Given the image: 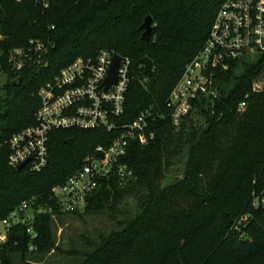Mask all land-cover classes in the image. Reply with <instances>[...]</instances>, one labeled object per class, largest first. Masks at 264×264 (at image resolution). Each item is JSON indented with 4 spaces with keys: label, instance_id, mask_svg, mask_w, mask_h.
<instances>
[{
    "label": "trees",
    "instance_id": "16d2710c",
    "mask_svg": "<svg viewBox=\"0 0 264 264\" xmlns=\"http://www.w3.org/2000/svg\"><path fill=\"white\" fill-rule=\"evenodd\" d=\"M47 1L44 9L35 0H0V70L6 76L0 87V222L22 202L33 213L6 230L1 264H33L31 258L58 249L53 225L63 214L105 215L116 224L76 264H264V206L253 204L264 194V90L255 85L264 52H245L226 69H214L216 95L194 101L179 129L164 108L224 0ZM147 15L156 24L148 42L139 29ZM32 39L47 50L29 51ZM17 48L28 53L18 70L9 62ZM102 49L131 61L118 124L149 107L163 118L151 124L155 138L147 145L130 142L121 162L132 179L102 181L82 212L66 213L52 188L118 131H52L40 171L11 166L8 141L35 123L37 92L45 83L76 57ZM144 57L152 60L149 74L139 67ZM242 101L246 106L238 111Z\"/></svg>",
    "mask_w": 264,
    "mask_h": 264
},
{
    "label": "built area",
    "instance_id": "2783aa9c",
    "mask_svg": "<svg viewBox=\"0 0 264 264\" xmlns=\"http://www.w3.org/2000/svg\"><path fill=\"white\" fill-rule=\"evenodd\" d=\"M20 1V0H17ZM47 9V0H35ZM29 51H46L41 41L30 40ZM264 52V0H224L217 10L208 34L197 53L184 66L164 102V108L175 129L189 114L194 101L201 95H216L213 87V71L226 69L229 62L238 59L245 52ZM114 51L102 49L96 56L76 57L63 67L51 81L43 85L37 95L40 105L35 112V123L13 134L8 141V162L17 167L30 159L25 166L40 171L47 164L48 142L52 131L60 129H104L118 131L106 146H97L93 155L85 158L80 169L66 181L52 188L53 195L60 203V210L66 213L82 212L87 196L104 180L116 177L120 181L134 177L132 169L122 158L126 155L130 142L147 145L155 138L151 124L163 118L160 109L152 107L140 110L132 121L118 124L117 119L124 113L126 93L130 83L131 61L121 56L115 83L105 89ZM119 55V54H118ZM28 56L24 48L10 52L9 62L20 69ZM144 72L143 62L139 65ZM147 82V77L142 78ZM245 101L237 105V110L245 108ZM101 152L99 156L97 152ZM255 206H264V194L254 196ZM28 205H21L10 212L1 222L6 230L12 223L32 220L28 215ZM38 212H42L39 210ZM247 219V215L242 217ZM29 227L27 231L31 232ZM36 234L32 233V237ZM6 239L0 235V244ZM1 264V262H0Z\"/></svg>",
    "mask_w": 264,
    "mask_h": 264
},
{
    "label": "rangeland",
    "instance_id": "374dc122",
    "mask_svg": "<svg viewBox=\"0 0 264 264\" xmlns=\"http://www.w3.org/2000/svg\"><path fill=\"white\" fill-rule=\"evenodd\" d=\"M156 24L152 22L154 28ZM6 76L0 70V87ZM255 85L264 90V69L256 78ZM1 93V91H0ZM29 217L33 213L28 209ZM239 222H236L238 227ZM116 227L114 221L105 215L90 216L86 214H63L54 219L53 233L57 248L45 256L31 258L33 264H76L82 253L91 250L93 245L101 244L100 234L107 235ZM6 227L0 222V235H5ZM18 260V259H17ZM39 260V261H38ZM20 264V261H17Z\"/></svg>",
    "mask_w": 264,
    "mask_h": 264
},
{
    "label": "water",
    "instance_id": "95a60500",
    "mask_svg": "<svg viewBox=\"0 0 264 264\" xmlns=\"http://www.w3.org/2000/svg\"><path fill=\"white\" fill-rule=\"evenodd\" d=\"M152 28H153L152 27V17L150 15H147L145 17L143 23L139 27V29L142 31L141 32V39L143 41L148 42L150 40ZM120 61H121V56L118 54H115L112 58V63L110 64L107 77L104 80L105 89H108L110 86H112L115 83L116 78H117V71H118ZM141 61L144 64V73L149 74L151 71L152 60L149 57H144L141 59ZM97 154L99 156H102V153L99 151L97 152ZM29 160L30 159H27L25 162L18 165L16 167V169L17 170L22 169Z\"/></svg>",
    "mask_w": 264,
    "mask_h": 264
}]
</instances>
